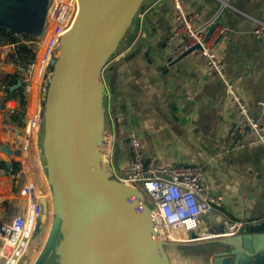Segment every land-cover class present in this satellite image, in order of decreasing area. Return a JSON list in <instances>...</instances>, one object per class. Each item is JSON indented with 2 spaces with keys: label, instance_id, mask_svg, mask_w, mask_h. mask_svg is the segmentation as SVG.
Returning <instances> with one entry per match:
<instances>
[{
  "label": "crops",
  "instance_id": "crops-1",
  "mask_svg": "<svg viewBox=\"0 0 264 264\" xmlns=\"http://www.w3.org/2000/svg\"><path fill=\"white\" fill-rule=\"evenodd\" d=\"M182 2L186 12L195 16L194 28L211 23L219 12L216 0ZM230 4L238 12L222 14L227 30L213 51L224 74L235 82V91L247 104L249 114L264 126V115L258 106L264 96V36H253L254 22L245 16L264 19V0H230ZM141 9L132 31L102 71V110L105 130L112 135V169L118 175L124 174L131 160L128 137L133 133L145 159L153 160L158 167L200 168L210 198L226 217L253 224L264 220V148L248 146L249 138L244 134L237 137L240 148L228 141L229 132L239 122L238 110L217 75L207 73L202 60L187 55L170 65L177 58L174 46L182 40L176 36L171 44L167 43L177 28L172 0H143ZM47 31L48 25L41 32H16L29 36L27 42L18 37L23 43L34 45V54L35 44ZM37 34L40 39L34 43L31 39ZM14 52V44L0 45V73L19 75L16 86L24 67L9 61ZM14 87L7 90L0 83V107L11 99L21 101L28 113L41 107L35 76L29 93L23 91L22 84L18 89ZM179 96L190 97L192 103L182 107L177 103ZM1 116L4 114L0 110ZM15 160L0 154V161L8 165L16 164ZM7 175L8 171L3 170L0 180L5 181ZM21 211L20 206H0V220H9ZM37 221L43 224L40 218ZM51 234L52 230L48 240ZM61 241L55 236L51 239L48 245L54 250L43 258L46 264H60L56 251ZM232 243L235 242L230 239L174 245V250L167 253L170 264H209L215 254L227 250ZM183 246L191 248V252L186 253ZM44 249L32 264L38 263ZM250 264H264V253L255 255Z\"/></svg>",
  "mask_w": 264,
  "mask_h": 264
},
{
  "label": "water",
  "instance_id": "water-1",
  "mask_svg": "<svg viewBox=\"0 0 264 264\" xmlns=\"http://www.w3.org/2000/svg\"><path fill=\"white\" fill-rule=\"evenodd\" d=\"M142 2L78 0L77 18L62 37L53 63L42 116L49 124L45 156L50 181L68 225L56 251L60 264H170L166 243L158 238L142 194L112 179L103 151L108 132L102 110V71L132 31ZM24 6L23 0H0V21L8 24L14 9ZM41 205L44 223L45 200ZM230 239L235 243L215 254L209 264H250L255 255L264 253V222L216 242Z\"/></svg>",
  "mask_w": 264,
  "mask_h": 264
},
{
  "label": "built area",
  "instance_id": "built-area-1",
  "mask_svg": "<svg viewBox=\"0 0 264 264\" xmlns=\"http://www.w3.org/2000/svg\"><path fill=\"white\" fill-rule=\"evenodd\" d=\"M216 1L219 12L214 20L201 28H194L195 16L186 12L182 0H172L177 28L167 43L171 44L176 36H181V42L174 46V55L178 58L191 51L190 55L195 60L205 63L208 74H216L219 78L239 114V122L229 132L228 141L234 142L235 148H240L242 144H236L237 137L244 134L249 138L248 146L260 145L264 148V126L249 114L247 104L235 91V82L224 74L213 51L214 45L227 30L222 23V14L225 11L238 12L230 0ZM77 11L78 0L51 1L46 10L48 31L35 44L33 60L21 70L20 82L25 93H29L32 80L36 77L41 105H44L46 99L61 39L70 28ZM245 16L254 22L253 36L256 39L264 36V19ZM213 22L216 24L209 32ZM177 103L184 107L192 103V99L179 96ZM258 106L261 115H264V96ZM0 110L4 114L0 117V154L14 157L17 164L16 168L9 169L5 181L0 180V206L22 207V211L9 220H0V264H18L25 254L18 249L27 225L32 218L31 222L35 226L43 214L41 200H45V197L37 184L33 149L42 108L28 113L21 101L11 99L4 102ZM111 138L112 135L107 134L103 148L111 177L142 194L144 203L152 212L155 229L162 242L182 246L222 240L237 235L241 228L253 224L230 219L217 210L219 204L210 198L209 186L200 168L191 165L158 167L153 160L145 159L133 133L128 137L131 160L125 166L123 175L116 174L110 164ZM2 171L0 169V177Z\"/></svg>",
  "mask_w": 264,
  "mask_h": 264
},
{
  "label": "rangeland",
  "instance_id": "rangeland-1",
  "mask_svg": "<svg viewBox=\"0 0 264 264\" xmlns=\"http://www.w3.org/2000/svg\"><path fill=\"white\" fill-rule=\"evenodd\" d=\"M25 6L23 9L15 8L12 15L11 21L8 23V26L19 32H41L43 28H47L46 22V10L50 0H23ZM35 6L37 10L33 12L30 10L29 6ZM40 39L39 34L34 35L31 41L38 42ZM43 109V105H41ZM48 119L46 115L41 116L40 124L38 128L37 140L34 145V158L36 161L37 167L35 168L37 173V184L40 191L44 194L46 202V220L43 224H40L38 221L34 226L32 223V230L28 237L27 246L23 252L25 253L18 264H32L34 263L35 258L40 254L43 248H46L48 242L49 234L51 230L53 232L55 228V237L57 241L63 239L67 233L68 225L64 221L63 208L59 195L51 184V178L49 176V171L47 168L46 160V146H47V132H48ZM50 178V179H49ZM32 218H31V220ZM50 232V233H49ZM58 236V237H57ZM47 240V241H46ZM46 242V243H45ZM56 245V244H55ZM172 247L174 245L165 244V250L170 253L174 250ZM54 250L53 246L46 249V254ZM44 251V250H43ZM167 253V254H168ZM169 255V254H168ZM46 259V258H45ZM45 259H39L38 263L35 264H46Z\"/></svg>",
  "mask_w": 264,
  "mask_h": 264
},
{
  "label": "trees",
  "instance_id": "trees-1",
  "mask_svg": "<svg viewBox=\"0 0 264 264\" xmlns=\"http://www.w3.org/2000/svg\"><path fill=\"white\" fill-rule=\"evenodd\" d=\"M18 36H21L22 39H27L29 36L27 34H19L13 29L8 27L4 21H0V45L4 44H14L15 52L9 56V61L15 66L25 67L28 62H30L34 54L32 52L33 44L23 43ZM20 79V76L17 74H2L0 73V83L7 89L11 90L16 82ZM16 164L10 163L9 165L6 162L0 161V169L4 171H9L10 168H16ZM186 253L191 252V248L183 246Z\"/></svg>",
  "mask_w": 264,
  "mask_h": 264
},
{
  "label": "bare ground",
  "instance_id": "bare-ground-1",
  "mask_svg": "<svg viewBox=\"0 0 264 264\" xmlns=\"http://www.w3.org/2000/svg\"><path fill=\"white\" fill-rule=\"evenodd\" d=\"M79 9V8H78ZM77 13H78V11H77ZM76 18H77V14H75V16H74V18H73V21H72V24L74 23V21L76 20ZM72 24H71V26H72ZM71 26H70V28H71ZM69 30V29H68ZM67 30V31H68ZM35 100V99H34ZM106 145V144H105ZM32 222L30 221L29 223H28V225H27V228H26V231H25V235L23 236V238H22V241H21V243H20V246H19V249H18V251L19 252H23V250H24V248H25V246H26V243H27V241H28V237H29V235H30V232H31V230H32Z\"/></svg>",
  "mask_w": 264,
  "mask_h": 264
}]
</instances>
